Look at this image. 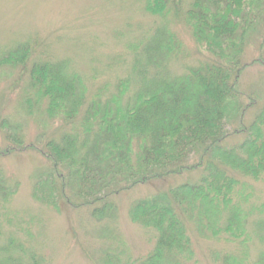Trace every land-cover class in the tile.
I'll list each match as a JSON object with an SVG mask.
<instances>
[{
  "label": "trees",
  "instance_id": "1",
  "mask_svg": "<svg viewBox=\"0 0 264 264\" xmlns=\"http://www.w3.org/2000/svg\"><path fill=\"white\" fill-rule=\"evenodd\" d=\"M139 1L146 14L172 20L153 33L154 47L129 50L135 56L129 76L104 102L108 84L89 94L66 62L33 58L43 49L35 41L2 54L0 68L21 69L26 77L17 101L39 134L26 144L17 126L0 122L7 142L0 156L40 155L46 165L33 174V200L55 213L86 209L96 223L116 215V196L185 177L129 208L130 221L155 239L135 263L190 264L194 241L203 240L236 245L222 264H242L249 213L241 206L252 184L264 183V73L245 80L251 68L264 70V0H191L185 9L183 0ZM172 23L188 30L198 55L182 74L166 68L182 50ZM55 121L65 127L58 137L49 131ZM15 191L0 172L1 199ZM258 207L264 211V203Z\"/></svg>",
  "mask_w": 264,
  "mask_h": 264
},
{
  "label": "rangeland",
  "instance_id": "2",
  "mask_svg": "<svg viewBox=\"0 0 264 264\" xmlns=\"http://www.w3.org/2000/svg\"><path fill=\"white\" fill-rule=\"evenodd\" d=\"M190 2L183 0V8ZM166 18L167 22L146 14L139 0H0V57L18 44L35 41L43 49H36L33 58L66 62L69 70L80 76L89 94L108 84L107 95L101 99L104 102L116 92L119 79L129 76L130 65L135 60L129 50L139 53L154 47L159 40L152 35L155 31L161 32L165 28L162 24L172 20L169 16ZM168 27L182 50L168 61L166 68L171 74H182L195 64L198 55L188 30L181 23ZM20 72L21 69L0 68V122L17 126L27 144L35 140L39 130L17 101L26 82ZM263 73L262 68H251L245 80H255ZM129 86L127 94L136 85L132 82ZM64 128L61 122L55 121L49 131L58 137ZM6 146L0 130V151ZM45 165L44 159L32 151L0 156L5 186L16 189L7 201L0 197V261L3 264H102L106 255L115 256L120 263L134 264L152 251L155 239L153 233L130 221L129 208L136 200L179 185L185 178L138 186L116 196L113 199L116 215L96 223L86 209L62 207L60 213H55L33 200V174ZM252 187L254 194L241 206L249 213L244 224L249 233L248 251L242 264H255L259 256L264 262V211L258 209L264 203V183H254ZM13 241L14 244L10 243ZM18 243L21 248L16 246ZM234 246L194 241V259L190 264H222ZM9 256L13 260L21 258L23 262L8 260ZM102 261L114 264L107 257Z\"/></svg>",
  "mask_w": 264,
  "mask_h": 264
}]
</instances>
